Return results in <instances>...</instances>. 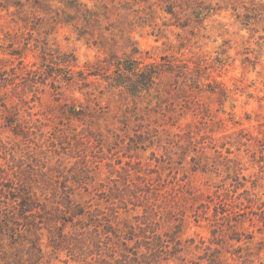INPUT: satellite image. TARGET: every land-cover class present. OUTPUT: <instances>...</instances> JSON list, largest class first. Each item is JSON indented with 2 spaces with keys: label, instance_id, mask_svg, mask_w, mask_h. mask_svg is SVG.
I'll use <instances>...</instances> for the list:
<instances>
[{
  "label": "rangeland",
  "instance_id": "rangeland-1",
  "mask_svg": "<svg viewBox=\"0 0 264 264\" xmlns=\"http://www.w3.org/2000/svg\"><path fill=\"white\" fill-rule=\"evenodd\" d=\"M0 264H264V0H0Z\"/></svg>",
  "mask_w": 264,
  "mask_h": 264
}]
</instances>
